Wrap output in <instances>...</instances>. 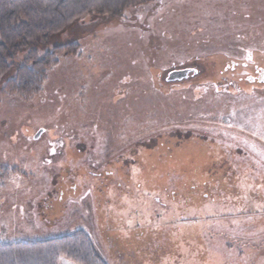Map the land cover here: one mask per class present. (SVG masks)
I'll return each mask as SVG.
<instances>
[{"label": "rangeland", "instance_id": "1", "mask_svg": "<svg viewBox=\"0 0 264 264\" xmlns=\"http://www.w3.org/2000/svg\"><path fill=\"white\" fill-rule=\"evenodd\" d=\"M67 45L39 94L6 89ZM11 62L0 244L82 231L106 264H264V0H148Z\"/></svg>", "mask_w": 264, "mask_h": 264}, {"label": "trees", "instance_id": "2", "mask_svg": "<svg viewBox=\"0 0 264 264\" xmlns=\"http://www.w3.org/2000/svg\"><path fill=\"white\" fill-rule=\"evenodd\" d=\"M148 0H0V77L8 74L12 60L22 50L66 31L93 15L120 18ZM77 45L56 47L43 58L32 49L6 89L23 98L39 94L47 74L63 55H77ZM106 264L92 239L82 231L57 239L0 244V264Z\"/></svg>", "mask_w": 264, "mask_h": 264}, {"label": "water", "instance_id": "3", "mask_svg": "<svg viewBox=\"0 0 264 264\" xmlns=\"http://www.w3.org/2000/svg\"><path fill=\"white\" fill-rule=\"evenodd\" d=\"M188 74H189L188 70L176 71V72L170 74L168 80L169 81L182 80L183 78L187 77Z\"/></svg>", "mask_w": 264, "mask_h": 264}, {"label": "crops", "instance_id": "4", "mask_svg": "<svg viewBox=\"0 0 264 264\" xmlns=\"http://www.w3.org/2000/svg\"><path fill=\"white\" fill-rule=\"evenodd\" d=\"M62 264H71V263H68V261H64V262H61Z\"/></svg>", "mask_w": 264, "mask_h": 264}]
</instances>
